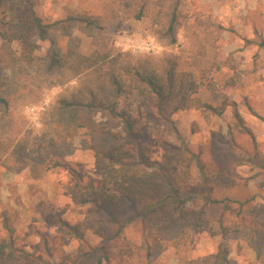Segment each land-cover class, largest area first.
Returning a JSON list of instances; mask_svg holds the SVG:
<instances>
[{"label": "rangeland", "instance_id": "374dc122", "mask_svg": "<svg viewBox=\"0 0 264 264\" xmlns=\"http://www.w3.org/2000/svg\"><path fill=\"white\" fill-rule=\"evenodd\" d=\"M10 5L11 0L0 3V95L8 101L7 108L0 105V244L37 264H73L79 253L89 254L105 239L96 233L99 225L90 215V202L81 203L73 190L70 171L88 181L108 161L95 154L89 131L75 127L58 102L78 97L85 78L75 75L72 62L95 46L69 23L50 30L45 41L32 38L36 47L28 54L14 26L18 12ZM16 5L20 12L29 8ZM33 10L48 24L69 16L100 17L107 48L128 54L132 62L173 58L179 71L192 73L200 85L197 106L174 114L171 122L153 116L150 101L139 93L115 96L107 85L98 91L137 120L139 142H130L136 148L143 145L148 170L171 172L184 192L201 184L194 208H201L208 194L249 202L241 217L231 216L239 210L236 204L218 206L215 235L190 225L178 245L162 242L163 250L154 258L147 252L155 238L130 222L118 242L129 264H185L179 256L183 251L191 264H264V0H183L176 43L166 32L164 9L154 3L141 21L119 0H35ZM55 52L65 62L48 70ZM233 104L254 139L237 128ZM205 105L224 109L218 116ZM92 116L98 125L109 123L102 112ZM121 128L109 126L113 133ZM232 142L247 153L239 164L234 163ZM124 148L129 150L127 142ZM196 155L206 167V178ZM55 161L65 166L51 168ZM76 230L84 233L85 243Z\"/></svg>", "mask_w": 264, "mask_h": 264}, {"label": "trees", "instance_id": "16d2710c", "mask_svg": "<svg viewBox=\"0 0 264 264\" xmlns=\"http://www.w3.org/2000/svg\"><path fill=\"white\" fill-rule=\"evenodd\" d=\"M16 1L28 4L29 8L24 12L18 11L17 5L14 7ZM119 1L127 9L125 11L129 15L132 14V18L136 21H141L146 16L152 3L161 6L165 11L167 21L166 32L172 43L177 42L176 28L183 0ZM34 5L35 0H11L10 5L15 14L18 12L15 15L14 26L17 29L16 32L19 33L22 46L27 47L28 54L35 51L36 44L31 41L32 38L45 41L50 30L56 27L64 29L69 23L74 24L87 37L92 38L95 46L91 54H77L73 59L72 68L75 75L85 78V83L78 91V97L64 98L58 102L60 109L69 114V119L75 127L89 131L93 140L91 148L95 154L108 161L107 165H102V173L97 178H90L88 181L70 171L73 190L81 197V203L90 202V215L99 225L96 233L105 239L101 247L91 249L89 254L79 253L73 264H103V262L112 264L111 259L117 260L118 264H129L130 259L124 258V249L119 247L118 242L124 238V231L132 221L140 225L143 233L146 232L148 236L155 238L154 245L147 252L148 258H154L162 252V242L178 245L185 238L184 234L190 225H194L196 231L215 235L213 220L215 215L219 214L214 210L220 205H223L225 209L229 208L230 203L238 205L237 214L232 210L231 216L241 217L242 212L246 211L248 201L216 199L208 194L204 197L206 203L201 208H194L197 202V191L200 190L201 184L186 185L189 190L186 189L184 192L171 172L148 170V157L143 145L138 144L136 148L130 142V140L133 143L139 142L135 130L137 120L132 119L125 110H120L116 102L102 98L98 91V86L107 85L113 90L115 96H120L122 93L129 95L139 93L140 97L144 96L150 101L148 110L153 116L163 122H171L174 114L197 106L195 95L200 85L194 75L188 71H179L173 58L161 60L146 57L132 62L134 60H131L128 54L114 52L107 48L102 44V41L105 42L106 32L100 17L69 16L64 21L48 24L44 23L43 19L33 10ZM261 44L264 46V42ZM59 57L58 52L51 54L48 70L65 62L64 57ZM1 79L2 73H0ZM230 85L233 86L234 83ZM1 88L0 82V90ZM0 105H4V108L8 106V101L1 95ZM233 108L237 128L242 129L254 139L252 131L245 126L235 104ZM205 109L220 116L224 107L214 108L205 105ZM95 111L104 113L109 123L98 125L92 116ZM115 124L122 127L120 133H113L109 130V126ZM126 142L128 151L124 148ZM232 143L236 155L234 163L239 164L247 153L234 142ZM237 150H239L238 154ZM132 158H137L139 161H132ZM194 158L202 175L206 178V167L200 156L196 155ZM140 165L144 167L141 168ZM64 166V163L55 161L51 168ZM262 172L260 175L264 176V171ZM223 173L227 174L229 171L223 169ZM262 186L264 187V183ZM188 204L191 205L188 206ZM224 219L219 218V220ZM63 225L69 227L67 224ZM234 225L237 226V224ZM256 228L257 226L254 230H257ZM222 230L223 233L229 232L227 228ZM76 233L77 239L84 242V233H79L77 230ZM84 249L85 246H81L80 252ZM179 256L183 263L191 264L185 251L179 253ZM26 257L17 255L11 246L0 244V264H37L27 260Z\"/></svg>", "mask_w": 264, "mask_h": 264}]
</instances>
